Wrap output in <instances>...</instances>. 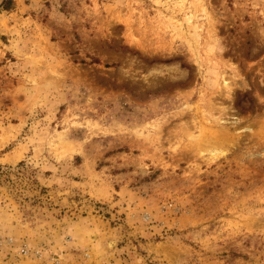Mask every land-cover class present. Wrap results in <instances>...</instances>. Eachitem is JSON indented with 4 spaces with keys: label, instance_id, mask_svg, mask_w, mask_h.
I'll use <instances>...</instances> for the list:
<instances>
[{
    "label": "rangeland",
    "instance_id": "374dc122",
    "mask_svg": "<svg viewBox=\"0 0 264 264\" xmlns=\"http://www.w3.org/2000/svg\"><path fill=\"white\" fill-rule=\"evenodd\" d=\"M0 0V264H264V0Z\"/></svg>",
    "mask_w": 264,
    "mask_h": 264
},
{
    "label": "trees",
    "instance_id": "16d2710c",
    "mask_svg": "<svg viewBox=\"0 0 264 264\" xmlns=\"http://www.w3.org/2000/svg\"><path fill=\"white\" fill-rule=\"evenodd\" d=\"M10 2V0L4 1V9L8 8V3Z\"/></svg>",
    "mask_w": 264,
    "mask_h": 264
}]
</instances>
